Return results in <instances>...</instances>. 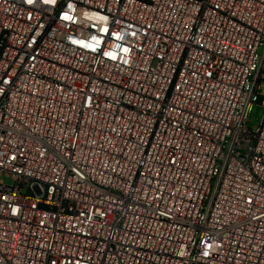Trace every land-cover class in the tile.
<instances>
[{"label": "built area", "instance_id": "2783aa9c", "mask_svg": "<svg viewBox=\"0 0 264 264\" xmlns=\"http://www.w3.org/2000/svg\"><path fill=\"white\" fill-rule=\"evenodd\" d=\"M262 86L264 0H0V264H264Z\"/></svg>", "mask_w": 264, "mask_h": 264}, {"label": "rangeland", "instance_id": "374dc122", "mask_svg": "<svg viewBox=\"0 0 264 264\" xmlns=\"http://www.w3.org/2000/svg\"><path fill=\"white\" fill-rule=\"evenodd\" d=\"M264 91V86H262L261 91ZM264 115V107L259 102L254 103L251 107L250 114H249V122L247 126L252 129L258 127L263 119ZM8 181V180H7Z\"/></svg>", "mask_w": 264, "mask_h": 264}]
</instances>
